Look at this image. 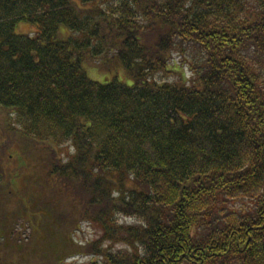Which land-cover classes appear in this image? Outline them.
<instances>
[{"label":"trees","instance_id":"obj_1","mask_svg":"<svg viewBox=\"0 0 264 264\" xmlns=\"http://www.w3.org/2000/svg\"><path fill=\"white\" fill-rule=\"evenodd\" d=\"M0 111V264H264V0H0Z\"/></svg>","mask_w":264,"mask_h":264},{"label":"rangeland","instance_id":"obj_2","mask_svg":"<svg viewBox=\"0 0 264 264\" xmlns=\"http://www.w3.org/2000/svg\"><path fill=\"white\" fill-rule=\"evenodd\" d=\"M15 33L17 35H28L30 37H33L36 35L37 33V29L35 26L26 23V22H20L16 29H15ZM190 60V57L185 54L184 56H180L178 53L173 52L172 53V57L171 60L169 62V71L168 73H164V74H160L158 76L155 77L157 82H163V81H178L179 79L183 78L188 81L191 78V73L188 69V61ZM84 67V71L87 75V77L92 80V81H96L99 83H105L107 80H110L112 78V74L111 72L108 71H104V70H99V69H94V68H90L87 66H83ZM121 75L119 76V82L123 83L124 85L127 86H131L133 84V81L131 78L126 77V75L124 74L123 70H121ZM181 74V76H180ZM2 116V111H0V119ZM0 133H1V142L0 144H2L1 148H3L5 150V152L2 151V149L0 148V158H2V165L5 166V158L8 157V154H12L13 156H15L14 153V149H18L19 151H21L22 148H24V145L22 144V142H18V143H13V141H9L8 138L9 135L7 133L4 132L3 127L0 126ZM9 145H11L10 148ZM14 148V149H12ZM60 157L63 161H67L68 157L71 156V154L73 153V149L71 147H67L66 144H63L61 150H60ZM6 155V157H5ZM248 205V203H241V202H237L233 205V207L235 209H239V208H245ZM81 228L79 231L76 232V234L74 235V240L76 242H78L81 245H86L87 243H91L94 242L98 236H99V231L91 224L89 223H82ZM119 247L118 245H115L112 247V249H115ZM90 259H96V257L92 256V255H77L75 257H72L71 259H68L64 264H88Z\"/></svg>","mask_w":264,"mask_h":264},{"label":"water","instance_id":"obj_3","mask_svg":"<svg viewBox=\"0 0 264 264\" xmlns=\"http://www.w3.org/2000/svg\"><path fill=\"white\" fill-rule=\"evenodd\" d=\"M0 137H1V135H0ZM0 140H1V138H0ZM1 142V141H0Z\"/></svg>","mask_w":264,"mask_h":264}]
</instances>
